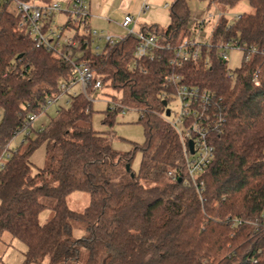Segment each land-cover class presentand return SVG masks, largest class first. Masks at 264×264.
<instances>
[{
	"label": "trees",
	"instance_id": "obj_1",
	"mask_svg": "<svg viewBox=\"0 0 264 264\" xmlns=\"http://www.w3.org/2000/svg\"><path fill=\"white\" fill-rule=\"evenodd\" d=\"M189 1H172L166 28L153 25L143 31L159 35L172 50L192 38L198 26L191 27ZM243 1L251 11L232 22L222 15L212 30L211 47L202 48L200 60L180 67L171 64L174 52L167 50L159 53L160 60L141 61L146 73L136 69L134 36L103 53L86 49L80 40L75 51L83 52L82 59L102 82L100 91L91 88L89 94L102 93L139 113L145 142L124 154L113 148L121 110L108 104L103 112L108 131L98 132L93 102L83 94L68 95V107H60L43 130L31 127L13 147L29 116H40L45 101L73 73L71 64L37 49L30 36L18 31L17 17L3 14L0 162L6 153L10 157L0 170V239L8 233L24 243L22 264H254L253 258L264 264L258 253L264 249V0H208V7L233 9ZM227 43L246 47L234 70L219 56V45ZM251 47L259 53L246 59ZM256 73L260 87L253 82ZM169 75L211 91L225 119L222 134L212 135L214 157L202 177L203 201L194 188L179 182L183 149L165 117L173 98L163 87ZM41 145L46 146V166L34 173L31 156ZM138 151L142 158L135 174L131 167ZM121 172L127 178L118 181ZM74 192L90 196L82 212L67 204ZM45 209L54 215L41 224ZM234 219L244 223L235 226ZM74 226L85 235L74 238Z\"/></svg>",
	"mask_w": 264,
	"mask_h": 264
},
{
	"label": "built area",
	"instance_id": "obj_2",
	"mask_svg": "<svg viewBox=\"0 0 264 264\" xmlns=\"http://www.w3.org/2000/svg\"><path fill=\"white\" fill-rule=\"evenodd\" d=\"M142 9L146 13L149 6L144 4ZM63 13L68 16L67 22L65 25H57L55 16ZM3 14L13 15L19 19L18 31L30 36L37 49L53 53L72 65V78L68 82H61L58 85V93L45 101L41 115L46 113L49 107L63 100L65 95L83 94L91 102H94L95 99L92 94H89V90L91 88L94 92L101 90L102 82L100 79H96L95 73L88 62L82 59L83 52L75 51L81 39L86 49L91 48L95 53H103L108 48L114 47L123 38L134 36L138 40V45L134 52L133 66L144 73L146 71L142 68L141 61L160 60L159 53L172 50L170 46H165L160 42L161 37L157 34L143 30L135 32L132 25H135L137 20L133 15L124 17L122 27L126 34L123 36L103 34L92 28L90 25L89 0H70L67 6L61 5L59 2L37 5L34 2L22 0H0V18ZM239 18L240 15L236 16L235 20ZM214 19L213 14L197 19L198 29H204L208 22ZM209 40L200 42L193 38L185 39L172 50L174 56L171 58V64L180 67L186 63L200 60L202 48L204 46L211 47ZM245 48L229 43L221 44L218 47L219 56L227 62L228 51L237 50L244 54L246 52ZM258 53L259 51L255 47H251L248 50L246 59ZM253 82L257 87H260L258 73L254 75ZM76 85L80 86V91L79 93H72V89ZM163 87L172 91L171 96L175 97L179 104V110L175 115H172V111L169 109L170 116L165 115L176 131L183 149L184 171L181 173L179 180L184 185L194 188L203 201L206 186L202 177L214 157L212 135L220 136L222 134L225 119L219 110L218 100L211 91L199 86L186 85L182 83L181 76L177 75L165 77ZM109 104L114 109L121 110L122 114L130 110L119 102ZM38 117L36 115L29 116L23 128L18 131V136L28 134L30 128L33 127V122ZM189 142L193 143L192 150ZM9 157V153L3 155L0 170L5 168ZM169 176L173 180L177 177L172 172L169 173ZM230 219L228 218V220ZM233 223L237 226L244 222L234 219ZM255 226L256 231H258L260 225L256 223ZM258 253L264 255V249H260ZM252 261L254 264L258 263L256 258H253Z\"/></svg>",
	"mask_w": 264,
	"mask_h": 264
},
{
	"label": "rangeland",
	"instance_id": "obj_3",
	"mask_svg": "<svg viewBox=\"0 0 264 264\" xmlns=\"http://www.w3.org/2000/svg\"><path fill=\"white\" fill-rule=\"evenodd\" d=\"M157 7L158 12H161L163 16V23L159 24V27L166 28L165 25H169L170 19L168 17L169 8L164 9V4L168 3L170 6L173 0H154ZM31 2L40 4L41 0H32ZM149 4L153 9V5L149 1ZM190 10L192 13V24L191 27H197V19H202L209 14H213L215 16L214 20H210L207 26L199 30L196 28L195 32L192 35V38L198 40L200 42H206L210 39L212 30L215 25L218 23V20L222 15L226 16L231 22L236 19V16L242 15L243 13H248L251 11L250 6L246 1L239 3L233 9H224L222 6L214 4L208 7V0H190L189 1ZM156 10V11H157ZM165 19V21H164ZM169 21V23H168ZM58 25V24H57ZM98 31V30H97ZM100 32V31H99ZM244 54L241 51L230 50L228 51V60L227 66L230 70H234L240 67ZM80 86L76 85L72 89V93H79ZM92 97H94L93 102V110L95 111L93 117V128L98 132L108 131V127L103 125L104 115L103 112L107 109L109 103H111V99L108 96L103 95L102 93H96ZM68 96L65 95L63 100L59 101V103L52 105L48 108L46 113L40 115L33 122V129H43L45 126L49 124V122L56 116L57 111L60 107H68L67 104ZM172 111V115L179 110V104L177 99L174 97L170 99L167 110ZM139 113L134 110H129L125 114L121 112L118 114L116 118V122L114 125V131L116 138L113 141V148L124 154L133 151L135 145H143L145 142V133L142 125L138 123ZM23 137L19 136L15 142L13 143V147L16 144H19L22 141ZM142 154L140 151L136 152L133 163H132V172L138 173V169L140 166ZM31 163L33 172L36 173L40 169L45 168L46 166V146L41 145L31 156ZM123 169V168H122ZM121 176H116V180L120 181L121 179L127 178L126 173L121 172ZM131 173V175H133ZM44 201V200H43ZM46 203H51L47 202ZM90 203V196L85 192H74L67 198V204L70 209L76 212L84 211ZM54 215V212L51 209H45L41 212L39 216V221L41 224H46L49 222ZM85 235V232L79 229V226H74V238H81ZM26 246L24 243L17 239H12V237L8 233H4L2 238L0 239V264H22L25 259ZM44 264H47L44 263ZM82 264V263H78Z\"/></svg>",
	"mask_w": 264,
	"mask_h": 264
},
{
	"label": "crops",
	"instance_id": "obj_4",
	"mask_svg": "<svg viewBox=\"0 0 264 264\" xmlns=\"http://www.w3.org/2000/svg\"><path fill=\"white\" fill-rule=\"evenodd\" d=\"M149 1L155 9L152 10ZM41 2L36 4L44 5L59 2L61 5L67 6L70 0H41ZM144 4L149 6V10L146 13L142 9ZM167 5L168 7H166ZM157 7L154 0H89L90 25L103 34L123 36L126 34L122 27L124 17L133 15L137 22L132 25V28L135 32H139L153 25L165 24L163 23V16L161 12H158ZM167 8H169V4L165 3L164 9ZM67 19L68 16L64 13L55 16V21L60 26L65 25ZM167 26L168 24L165 25V27Z\"/></svg>",
	"mask_w": 264,
	"mask_h": 264
},
{
	"label": "water",
	"instance_id": "obj_5",
	"mask_svg": "<svg viewBox=\"0 0 264 264\" xmlns=\"http://www.w3.org/2000/svg\"><path fill=\"white\" fill-rule=\"evenodd\" d=\"M164 105H165V107H166V106H167V103L165 102ZM166 116H167V117L170 116V111H169V110L166 111ZM189 144H190V148H191V150H192V149H193V143H192V142H189ZM126 169H127V171L130 170L129 165L126 166ZM179 182H181V180H179Z\"/></svg>",
	"mask_w": 264,
	"mask_h": 264
}]
</instances>
